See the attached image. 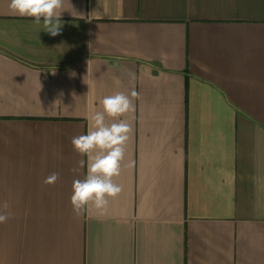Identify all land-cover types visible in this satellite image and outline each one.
I'll list each match as a JSON object with an SVG mask.
<instances>
[{"label": "crops", "instance_id": "0c3cea01", "mask_svg": "<svg viewBox=\"0 0 264 264\" xmlns=\"http://www.w3.org/2000/svg\"><path fill=\"white\" fill-rule=\"evenodd\" d=\"M9 3L0 264H264V0H64L55 37ZM133 90L122 192L78 216L71 140Z\"/></svg>", "mask_w": 264, "mask_h": 264}, {"label": "clouds", "instance_id": "9594fccd", "mask_svg": "<svg viewBox=\"0 0 264 264\" xmlns=\"http://www.w3.org/2000/svg\"><path fill=\"white\" fill-rule=\"evenodd\" d=\"M8 7L15 15L33 18L37 25L43 21L44 31L50 36L61 34L64 0H10ZM87 63L89 67V60ZM51 73L54 75L55 70ZM138 98L139 94L134 90L130 96L123 92L105 96L101 101L102 111L89 117L87 134L72 138L74 150L87 157L86 175L72 183L70 203L76 215H81L90 206L103 214L107 211L110 200L117 198L122 192V186L114 178L121 175L126 145L133 129L127 120L120 117L135 111L133 100ZM106 117L115 122L106 123ZM84 163L83 160L79 161L81 167ZM58 179L59 174L54 172L44 183L54 184ZM2 207L7 209L9 205L4 202ZM9 218V214L0 213V224L6 223Z\"/></svg>", "mask_w": 264, "mask_h": 264}]
</instances>
